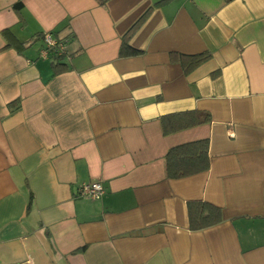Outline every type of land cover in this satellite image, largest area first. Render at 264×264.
<instances>
[{
	"label": "crops",
	"instance_id": "1",
	"mask_svg": "<svg viewBox=\"0 0 264 264\" xmlns=\"http://www.w3.org/2000/svg\"><path fill=\"white\" fill-rule=\"evenodd\" d=\"M192 110L210 121L163 135ZM199 139L208 169L167 177ZM195 201L221 221L191 229ZM0 264H264V0H0Z\"/></svg>",
	"mask_w": 264,
	"mask_h": 264
},
{
	"label": "trees",
	"instance_id": "2",
	"mask_svg": "<svg viewBox=\"0 0 264 264\" xmlns=\"http://www.w3.org/2000/svg\"><path fill=\"white\" fill-rule=\"evenodd\" d=\"M20 3L17 2L13 8L18 11ZM136 25V24H135ZM133 26L122 38L119 55L137 54L139 51L128 46L130 32L136 27ZM56 37L54 31H50ZM7 39L5 46L20 47L22 42L16 39L10 29L1 31ZM39 36V35H38ZM42 34L39 36L41 37ZM66 42L65 39L59 38ZM55 71L62 69L63 63L60 61L63 55H52ZM209 57V53H200L195 55H180L179 61L184 71H189ZM210 121V114L206 111L192 110L174 114H168L160 118V124L163 135H168L176 131L196 126ZM166 175L169 178L177 179L205 171L209 167L208 139H199L182 143L169 148L165 154ZM187 214L189 227L193 230L202 229L221 221V210L219 207L207 202H189L187 204Z\"/></svg>",
	"mask_w": 264,
	"mask_h": 264
},
{
	"label": "built area",
	"instance_id": "3",
	"mask_svg": "<svg viewBox=\"0 0 264 264\" xmlns=\"http://www.w3.org/2000/svg\"><path fill=\"white\" fill-rule=\"evenodd\" d=\"M43 48L41 54L45 57L51 55L66 54V44L63 40L54 37L50 31H46L42 35ZM104 189L100 181L83 182L77 186L75 195L78 197H87L91 199H99L103 194Z\"/></svg>",
	"mask_w": 264,
	"mask_h": 264
}]
</instances>
